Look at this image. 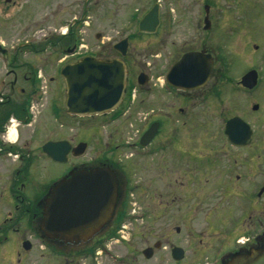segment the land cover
<instances>
[{
    "label": "flooded vegetation",
    "instance_id": "obj_1",
    "mask_svg": "<svg viewBox=\"0 0 264 264\" xmlns=\"http://www.w3.org/2000/svg\"><path fill=\"white\" fill-rule=\"evenodd\" d=\"M92 1L96 0L83 4ZM204 1V16L197 21L204 40L181 56L209 55L213 61L209 77L191 89L171 85L166 74L181 56L163 79L154 78L145 66L133 74L125 60L128 47L121 57L113 44L117 55L113 58L121 59L126 69L124 95L116 109L97 116L114 121L140 106L134 119L139 126L125 132L122 144L110 148V158L83 165L81 155H74L83 142L80 133L68 136L69 121L79 125L80 117L66 112V85L60 74L64 65L83 57L77 51L80 16L67 22L69 7L74 11L80 5L47 0L44 20L51 26L37 44V11L31 0H0V264H20L19 242L23 251L31 249L28 239H19L13 249L5 250L16 226H26L27 234L50 250V261L40 264H222L238 253L264 248V0ZM142 16L136 32L125 37L128 44L134 35L149 34H137ZM160 26L159 16L156 31ZM213 40L222 50L231 42L239 45L244 71L238 78L227 75L234 62H228L224 50L218 57ZM58 51L64 52L63 59ZM68 55L75 58L63 62ZM248 71L255 72L251 88L241 81ZM215 119L219 127L212 126ZM232 119L242 121L234 128L242 135L240 144L232 143L227 134ZM148 131L150 137L142 145L141 137ZM215 134L220 135L218 142L211 139ZM59 141L69 143L66 161L58 162L68 168L52 179L54 160L44 145ZM122 145L129 150L124 158L117 156ZM62 147L57 149L64 152ZM152 155L157 156L156 175H150L149 167L146 172L140 167L145 173L144 182L140 177L143 195L157 197L164 212L172 206L183 210L185 199L198 197L202 200H194L189 212L203 213L200 220L206 226H115L116 210L127 205L139 186L134 180L139 160ZM94 167H109L114 174L118 196L112 217L84 238L44 235L42 213L57 183L71 170Z\"/></svg>",
    "mask_w": 264,
    "mask_h": 264
},
{
    "label": "rangeland",
    "instance_id": "obj_2",
    "mask_svg": "<svg viewBox=\"0 0 264 264\" xmlns=\"http://www.w3.org/2000/svg\"><path fill=\"white\" fill-rule=\"evenodd\" d=\"M70 1L80 5L74 11L69 7L67 15L68 23L73 15L80 16V26L77 28L79 29L77 33L79 38L78 55L91 54L94 57L106 59L117 57L111 49L112 45L128 35L134 34L137 20L155 2L159 3L160 28L153 34L134 35L133 38L129 39L125 60L128 69L133 74L145 66L151 70L154 78L163 79L171 64L187 49L197 47L202 38L204 40L205 37L201 33V28L197 27V21L204 16V0H96V4L92 1L89 5H85L86 9L83 4L84 0ZM29 2L30 0H28ZM46 3L47 0H31L33 8L37 11L35 18L37 28L35 40L37 44L43 42L46 36L45 31L48 26H51L49 22L44 20ZM79 10L80 14L77 13ZM62 29L64 30L65 26ZM230 45L229 48H223V50L228 62H234L236 65L233 63L230 66L232 69L227 72V75L231 79H236L244 71V60L238 59L242 54L239 53V45L235 42H231ZM213 47L218 57H221L223 50L220 48L221 45L218 44V41L213 40ZM46 53L43 54L42 58L47 55ZM57 55L59 59L64 58V52L58 51ZM243 55L246 62H249L246 55ZM74 58L75 56L68 55L63 62H70ZM38 63L42 65V61ZM137 112L140 113V106L124 113L118 120L114 121L108 117L97 115L80 117L79 125L69 121L68 136L72 137L76 133L78 135L80 133V140L87 144L86 150L80 156V164H97L101 160L105 161V159L110 158V148L115 144H122L128 136L125 132L139 126V122L134 120L139 115ZM212 126L219 127V120H213ZM79 127L80 129H78ZM219 137V134H215L211 136V139L218 142ZM128 152V148L122 145L117 156L124 158V155ZM156 159L157 156L152 155L139 160V170L134 176V180L139 186L135 192L128 196L126 218L120 226H160L162 223L168 226H206L203 224L204 221L200 220L203 213H197V210L196 214L192 213L193 211L189 212V207L194 200L198 202L202 200L198 197L191 200L185 199L184 203L187 204L183 205V210L178 211L175 206H172L164 212L162 208H159V201L152 192L151 199L143 195L142 179L144 182V171L149 167L152 172L150 175H156L153 167ZM140 167L144 171H140ZM67 168L68 166L53 161L50 164V176L53 179L66 171ZM141 176H143L142 179H140ZM41 178L45 180L43 176ZM16 227L17 231L10 233L8 236L9 240L6 243L5 250L7 251L8 248L13 249L19 239L21 241L28 239L31 243L29 251H23L21 242H19L20 264L48 263L50 261L48 258V255L51 254L50 250L47 251L41 243L37 242L32 233L29 234L31 235L29 237L26 226Z\"/></svg>",
    "mask_w": 264,
    "mask_h": 264
},
{
    "label": "water",
    "instance_id": "obj_3",
    "mask_svg": "<svg viewBox=\"0 0 264 264\" xmlns=\"http://www.w3.org/2000/svg\"><path fill=\"white\" fill-rule=\"evenodd\" d=\"M158 8L159 4L155 3L138 21V35L156 31ZM127 47V38L113 45L121 57L125 56ZM212 64V58L203 52H186L170 67L166 79L171 85L191 89L209 77ZM60 74L66 85L64 106L72 116L107 114L117 108L124 95L126 69L119 58L100 59L85 55L64 65ZM241 81L243 86L251 88L255 85V72L248 71ZM237 122L242 123L238 119L230 120L227 130L234 144L242 143V135L234 130ZM147 137H150V131L142 135V145ZM245 138L247 141L249 134ZM68 145L67 141L48 142L44 150L54 161L64 162ZM61 146L63 149L65 146L64 152L57 149ZM86 147L85 142H80L74 155H82ZM67 175L57 183L44 206L40 228L46 236L65 240L84 238L99 231L112 217L118 196L115 177L109 167L71 170ZM23 247L28 249L30 245L24 242ZM222 264H264V248L238 253Z\"/></svg>",
    "mask_w": 264,
    "mask_h": 264
},
{
    "label": "trees",
    "instance_id": "obj_4",
    "mask_svg": "<svg viewBox=\"0 0 264 264\" xmlns=\"http://www.w3.org/2000/svg\"><path fill=\"white\" fill-rule=\"evenodd\" d=\"M126 218V204H124L122 207H118V209L115 212V219L114 223L115 226H120L121 222L124 221Z\"/></svg>",
    "mask_w": 264,
    "mask_h": 264
}]
</instances>
